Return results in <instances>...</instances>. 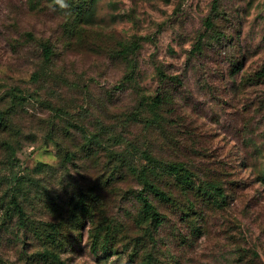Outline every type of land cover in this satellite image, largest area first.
<instances>
[{
  "label": "rangeland",
  "instance_id": "rangeland-1",
  "mask_svg": "<svg viewBox=\"0 0 264 264\" xmlns=\"http://www.w3.org/2000/svg\"><path fill=\"white\" fill-rule=\"evenodd\" d=\"M72 1L0 0V264H264V0Z\"/></svg>",
  "mask_w": 264,
  "mask_h": 264
},
{
  "label": "trees",
  "instance_id": "trees-1",
  "mask_svg": "<svg viewBox=\"0 0 264 264\" xmlns=\"http://www.w3.org/2000/svg\"><path fill=\"white\" fill-rule=\"evenodd\" d=\"M85 4V2H88V0H79ZM64 3L67 5V7L75 8L74 11L77 15V20H86L89 21L92 19L93 14L90 10H85L82 6V4H75L77 2L72 0H64ZM80 7V9H78ZM136 45L132 46H124L122 49V55L129 58L130 54H135L137 49H139L140 45L139 43H135ZM53 52L45 47V59L50 60L52 57ZM241 68V65L238 66V70ZM264 71V69H263ZM164 103V97L157 95L153 102L150 105L151 111L154 113L153 119H156L157 121L162 118L160 117L159 110L161 109V106ZM2 117L0 116V123L2 122ZM147 161L148 164L146 167H144L139 173L140 181L143 185V190L139 193V200L142 203V212L144 213V216L146 218L149 217V219L155 221L156 225L159 226L163 222V218L161 213L159 212L157 206L151 201L149 198V193L153 194L154 196H157L160 200L167 201V202H173L174 197L173 193L170 190H166L161 188L158 181L154 180L153 176L158 179H163L160 177L161 175H155L156 170H160L162 176L166 177L170 182L175 184L177 187L179 186H194L195 180L192 178V172L188 169V167L183 162H167L162 159H159L157 157H154L153 155H147ZM160 177V178H159ZM212 189H215L217 193L222 194V189L217 187H211ZM78 204L80 205V209L84 213H89V203L87 198H84L83 196L80 197ZM11 208V209H10ZM10 210L17 213L19 215L20 220L23 222V224L26 226V220L27 215L25 212V209L23 205L19 202V198L13 197L12 200V206L9 207ZM8 209V210H9ZM50 231L48 237H51L53 240L56 239V237L51 233L58 230L56 227V224H50ZM59 264H64L61 261H59Z\"/></svg>",
  "mask_w": 264,
  "mask_h": 264
},
{
  "label": "clouds",
  "instance_id": "clouds-1",
  "mask_svg": "<svg viewBox=\"0 0 264 264\" xmlns=\"http://www.w3.org/2000/svg\"><path fill=\"white\" fill-rule=\"evenodd\" d=\"M57 3H59L61 7H67V5L64 3V0H57Z\"/></svg>",
  "mask_w": 264,
  "mask_h": 264
}]
</instances>
